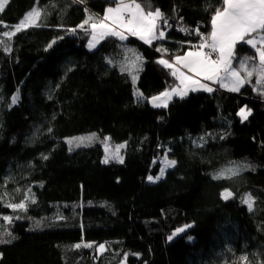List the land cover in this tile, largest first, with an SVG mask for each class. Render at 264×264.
Here are the masks:
<instances>
[{"label": "trees", "instance_id": "16d2710c", "mask_svg": "<svg viewBox=\"0 0 264 264\" xmlns=\"http://www.w3.org/2000/svg\"><path fill=\"white\" fill-rule=\"evenodd\" d=\"M150 2L172 25L166 39L149 46L107 37L93 52L89 36L67 29L83 21L85 8L101 16L112 0H9L0 13L2 34L10 30L3 24L15 25L32 7L47 9L41 27L9 41L11 52L0 46V196L19 202L31 188L36 199L26 213L0 201V236L11 240L0 244V264H122L125 256L126 264H242V255L264 261V96L249 84L238 93L191 92L154 108L150 98L178 83L157 63L156 48L173 58L198 44L194 32L178 28L208 33L220 0ZM128 49L143 57L135 85L120 69ZM237 54L253 52L238 45ZM136 87L146 99L137 100ZM245 105L252 114L241 122ZM92 133L99 139L69 151L66 140ZM104 137L125 144L123 164L102 163ZM165 153L175 167L149 182ZM241 163L252 167L213 179ZM225 189L232 198L222 199ZM249 193L252 212L241 202ZM5 215L21 218L9 224ZM184 225L191 227L168 240ZM81 242L107 251L72 247Z\"/></svg>", "mask_w": 264, "mask_h": 264}, {"label": "snow or ice", "instance_id": "6c2138e0", "mask_svg": "<svg viewBox=\"0 0 264 264\" xmlns=\"http://www.w3.org/2000/svg\"><path fill=\"white\" fill-rule=\"evenodd\" d=\"M76 3H86V0H73ZM9 0H0V13L5 10ZM114 6L105 9L103 16L91 13L85 8V18L77 25L76 28L67 29L70 34H75L77 29L83 31L89 36L88 48L91 50L107 37H115L119 41H126L129 36L137 37L144 44L152 46L154 41L166 39L165 29L171 28L169 19L158 7H153L150 0H112ZM208 10L207 8L205 9ZM47 12L46 8L38 6L32 7L18 23L15 25L3 24L4 28H10L0 34V46L5 52H11L9 41L19 32L33 27H41V21ZM183 19L182 17L180 18ZM3 22H0L2 24ZM179 31L191 34L195 33L199 38L198 44L191 45L189 51L183 55L175 56L171 61L163 58L167 53V49L157 47L156 51L162 54L157 63L165 69L170 70V75L179 83L166 88L158 95L152 96L149 102L154 108H167L169 102L174 96L183 99L189 91H205L213 92L216 88L211 85H218L229 92H240L245 85L251 84L253 91L258 95L264 96V0H220L219 6L212 9L210 17V31L202 33L197 26L194 29L185 27L183 24L178 28ZM7 38V40L3 39ZM62 39V37H61ZM55 40L48 45L49 48ZM248 46L253 54L244 55L237 59V46ZM131 56H126L120 65L122 72H127L133 81V85L139 78V72L142 71L143 57L132 49H128ZM112 63L111 60L108 61ZM207 82V83H206ZM137 100L146 99L138 89L134 92ZM19 99V94L11 97V104L15 105ZM251 109L240 108L237 113L241 118V122L248 119L251 115ZM51 129H49V132ZM223 138V137H221ZM99 137L95 133L87 136L73 137L65 142L70 146L69 151L74 147H87ZM110 137H104L105 156L102 163L115 161L124 163V157L120 154L124 144H117L114 149L110 147ZM203 141L204 137H200ZM43 159H48L45 155ZM155 163V161H154ZM163 166L160 174L157 176L149 175V182L155 183L163 178L166 168L175 167L176 161L170 160L165 153ZM252 166L248 163L236 164L220 170L213 174V179H231L239 175L242 171L250 169ZM16 191H20L17 189ZM224 200L233 197V193L225 189L221 193ZM0 201L4 202L5 207L10 208L13 212H27L29 203L35 204V195L31 188H28L19 202L5 201L0 196ZM248 208L249 212L254 210L255 200L249 193L242 198L241 201ZM19 215L13 217L5 215L3 220L9 224L13 219H20ZM57 219H63L58 216ZM40 222L37 221V226ZM191 225H184L177 228L168 240H172L180 233L185 232ZM4 235L15 239L14 235L5 230ZM11 243L0 236V244ZM74 249L95 248L99 255H103L107 251L105 244L94 245L89 242H81L72 245ZM127 256L123 258L122 264H126ZM242 264H254L247 255L239 257ZM256 264H264V261H257Z\"/></svg>", "mask_w": 264, "mask_h": 264}, {"label": "rangeland", "instance_id": "374dc122", "mask_svg": "<svg viewBox=\"0 0 264 264\" xmlns=\"http://www.w3.org/2000/svg\"><path fill=\"white\" fill-rule=\"evenodd\" d=\"M110 6H114V5H110ZM101 16H103V15H101ZM165 32H166V31H165ZM166 33H167V32H166ZM135 39H136V38H135ZM137 40H139V39H137ZM102 41H103V40H101L100 43L97 44L96 47L93 48V49H91V50H90V49L88 48V46H87L88 51H90V52L95 51V50L100 46V44H101ZM139 41H140V40H139ZM157 41H158V40H157ZM140 42H141V41H140ZM155 42H156V41H154V43H155ZM137 89L139 90V88L136 87V88H135V91H136ZM139 91H140V90H139ZM140 92H141V91H140ZM188 94H190V93H188ZM174 98H175V97H174ZM174 98H173V99H174ZM170 104H171V102H169L168 106H169ZM110 141H111V140H110ZM109 143H111V142H109ZM121 144H124V143H121ZM116 145H117V144H116ZM124 145H125V144H124ZM110 147L114 149V145H113V144H110ZM124 148H125V147H124ZM124 148H122L121 150H123ZM120 154H121V152H120ZM163 159H164V158H163ZM163 159L160 160L162 166H163V163H162V162H163ZM172 168H173V167L166 168V170H165V174H164L163 178L165 177L167 171L170 170V169H172ZM163 178H162V179H163ZM180 234H182V233H180ZM180 234H179V235H180ZM179 235H177V236H179Z\"/></svg>", "mask_w": 264, "mask_h": 264}, {"label": "crops", "instance_id": "0c3cea01", "mask_svg": "<svg viewBox=\"0 0 264 264\" xmlns=\"http://www.w3.org/2000/svg\"><path fill=\"white\" fill-rule=\"evenodd\" d=\"M130 37H134V36H129L128 38H130ZM135 38H137V37H135ZM137 39H138V38H137ZM103 40H104V39H103ZM140 41H141V40H140ZM142 42H143V41H142ZM146 45H147V44H146ZM189 50H190V49H189ZM189 50H187V51H189ZM187 51H186V52H187ZM181 55H183V54H181ZM174 57H175V56H174ZM174 57H173V58H174ZM173 58H165V59H168V60L171 61ZM178 83H179V81H178ZM206 83H207V82H206ZM211 86H212L213 88H216V89H219V90H224V91H226V92H229V91H227V90H225V89H223V88H219L218 85L213 84V85H211ZM246 86H247V85H245V87H246ZM243 88H244V87H243ZM243 88H242V89H243ZM242 89H241V90H242ZM241 90H240V91H241ZM191 92H192V91H189L188 93H191ZM196 92H205V91H196ZM229 93H238V92H229ZM187 95H189V94H187ZM174 97L176 98V97H179V96H174ZM174 97H173V98H174ZM185 97H186V96H185ZM173 98H172V100H171L170 102L173 101Z\"/></svg>", "mask_w": 264, "mask_h": 264}]
</instances>
